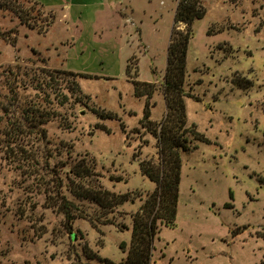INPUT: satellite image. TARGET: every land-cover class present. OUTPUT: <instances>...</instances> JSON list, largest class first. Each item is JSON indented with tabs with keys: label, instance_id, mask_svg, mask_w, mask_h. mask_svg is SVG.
Returning <instances> with one entry per match:
<instances>
[{
	"label": "rangeland",
	"instance_id": "rangeland-1",
	"mask_svg": "<svg viewBox=\"0 0 264 264\" xmlns=\"http://www.w3.org/2000/svg\"><path fill=\"white\" fill-rule=\"evenodd\" d=\"M132 3L135 12L125 20L124 34L118 27L120 14L128 18L129 9L104 12L100 21L106 17L112 25L96 28V36L106 31L126 35L134 45L121 77L63 72L74 71L73 60L64 67L68 58L64 50L81 26L66 32L58 23L59 10L45 31L21 23L11 11H0V264H73L76 256L106 264L88 257L87 246L100 258L119 262L125 257L120 244L130 246L132 216L156 188L140 163L159 162L153 130L160 129L168 112L163 79L179 0ZM201 4L205 14L192 26L184 89L187 126L196 124L211 141L188 135L176 221L173 226L161 225L152 264H261L264 0ZM35 13L48 16L39 7ZM179 28L188 30L183 22ZM16 72H21L19 80ZM134 79L156 82L148 99L153 110L149 127L141 122L147 96L136 94ZM10 86L18 91V102L9 105L14 97ZM36 109L49 111L44 124L47 139L28 133L14 151L8 149L12 122H25ZM82 167L94 172L86 178L90 185L129 192L130 200L104 208L76 197L74 172ZM53 168L64 179L63 191L85 215L73 220L72 229L64 213L47 201L45 181Z\"/></svg>",
	"mask_w": 264,
	"mask_h": 264
},
{
	"label": "trees",
	"instance_id": "trees-1",
	"mask_svg": "<svg viewBox=\"0 0 264 264\" xmlns=\"http://www.w3.org/2000/svg\"><path fill=\"white\" fill-rule=\"evenodd\" d=\"M201 2L202 0H179L175 13L174 27L168 47L167 68L163 79L168 112L160 124V129L156 127L157 129L153 130L158 138L159 162L148 159L142 160L140 163L143 174L156 182V188L132 216L133 227L130 246L127 249V244L124 241L120 244V247L126 253L125 257L119 262L107 257L100 258L98 253L87 246L86 252L89 255L88 257L92 259L99 258L106 264H152L155 240L161 230V225L173 226L176 221L182 179V151L189 150L190 138L188 135L191 133L194 138L206 143L211 141L197 129L196 124L187 126L186 91L184 89L189 44L193 35L192 26L197 19L202 18L205 14ZM37 7L46 10L48 16L43 18L35 13ZM0 11H11L20 18L21 23L32 28L39 26L41 31H45L46 26H51L57 17L53 9H48L37 0H0ZM181 22L187 24V31L179 28ZM3 37L9 39L7 36ZM10 41L14 44L16 40L14 38ZM126 71L131 74L129 67ZM63 72L77 76H94L73 70H63ZM14 74L16 80H19L21 72ZM134 82L136 84V94L147 96L141 122L144 127H149L152 124L150 119L152 105L148 99L155 93L153 86L156 82L138 79H134ZM141 87H145L147 90H141ZM10 92L14 97L8 102L9 105L18 102V91L14 86H10ZM48 114L49 111L36 109V113L32 117L29 116V113L27 114L25 122L23 119L12 122V128L10 132L8 131L10 136L8 149L14 151L21 138L28 135V133L40 137L42 141L46 140L48 133L44 124L47 121ZM49 173L51 178L45 181L48 185L45 188L47 201H49L50 206L58 207L64 213L66 225L72 229L73 220L78 215L85 217L84 212L80 213L79 211L82 210L78 204L63 191L64 179L57 174V170L53 168L49 170ZM74 173H76L78 179L76 186L72 187V192L80 199L95 201L104 208H112L130 200L129 192L118 194L106 188L103 184H99L97 187L90 185L86 178L94 176L91 167L77 168ZM90 181H92L91 178ZM73 264L93 263L83 261L80 256H76L73 259ZM261 264H264V260L261 261Z\"/></svg>",
	"mask_w": 264,
	"mask_h": 264
},
{
	"label": "crops",
	"instance_id": "crops-1",
	"mask_svg": "<svg viewBox=\"0 0 264 264\" xmlns=\"http://www.w3.org/2000/svg\"><path fill=\"white\" fill-rule=\"evenodd\" d=\"M38 1L43 3L48 9L60 11L58 14V23H62L63 26H65L66 32L70 31L73 28V25L81 26L78 35L72 36V45L67 46L64 50L65 55L68 57L67 61L64 62V67H69L73 60L74 68L72 69H74V71L118 77L125 74L127 61L134 53V45L127 41L125 37L126 35L120 37H118V35H106L105 33L108 32L106 31L102 32L103 36H96V28L100 26L102 28L101 30H105V28H109L112 25L111 21H107L106 17L100 21V16L104 12H114L119 10L126 12L127 9H129V12H126L128 18L120 14L122 24L121 26L118 25V27L120 29V34L122 32L124 34L122 28L124 29V27H128V23L126 24L125 20H128L130 18L129 16L133 15L135 12L131 0ZM129 35L133 37L135 36L134 33H129ZM170 40L171 34L169 44ZM148 50L149 49L147 48L146 51ZM66 51L68 55L66 54ZM72 56H74V59Z\"/></svg>",
	"mask_w": 264,
	"mask_h": 264
}]
</instances>
